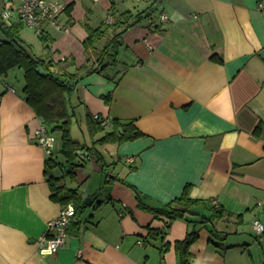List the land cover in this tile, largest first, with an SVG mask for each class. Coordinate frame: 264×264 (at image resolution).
Wrapping results in <instances>:
<instances>
[{"label":"crops","instance_id":"obj_1","mask_svg":"<svg viewBox=\"0 0 264 264\" xmlns=\"http://www.w3.org/2000/svg\"><path fill=\"white\" fill-rule=\"evenodd\" d=\"M64 1L60 21L70 31L46 30L49 51L30 30L31 37L20 31L19 36L34 56L70 59L76 68L86 59L89 28L101 27L108 14H136L151 5ZM153 8L157 17L140 20L120 36L116 66L81 77L69 94L71 134L76 113L82 132V140L72 139L99 153L102 162L85 153L75 178L62 182L92 202L75 216L56 253L40 246L62 207L50 198L48 156L36 143L40 119L25 102L24 83L15 85L8 73L0 76V264H179L174 244L192 231L198 239L189 247L190 264H264V233L257 237L252 227L255 220L264 225V0H162ZM161 14L167 22L159 20ZM111 36L110 30L106 39ZM88 115L131 121L143 136L97 142L104 133L90 135ZM55 137L52 157L59 166L52 174L61 178L64 159ZM85 162L98 174L94 183ZM67 179L78 188L67 187ZM186 185L191 198L216 201L233 216L205 224L195 223L196 216L191 223L172 222L163 253L159 241L142 243L148 227L162 229L164 222L140 209L136 194L157 208L179 197ZM198 212L210 216L208 210ZM211 229L225 239L212 244Z\"/></svg>","mask_w":264,"mask_h":264},{"label":"trees","instance_id":"obj_2","mask_svg":"<svg viewBox=\"0 0 264 264\" xmlns=\"http://www.w3.org/2000/svg\"><path fill=\"white\" fill-rule=\"evenodd\" d=\"M162 0H153L151 5L145 10L136 14L126 11L116 15V21L112 25L103 24L96 29H88V36L83 42L85 53V62L80 67H75L72 60L63 59L53 62L50 58H40L33 55L31 48L19 36L20 23H13L10 26L0 22V30L5 39L0 41V76H5L10 70L20 69L23 72L24 87L23 94L26 104L34 111L40 122L46 126L50 133L57 136L61 141L60 155L64 163L60 165L65 175L61 178L53 176L52 171L59 166L53 159V154L46 158V170L48 184L51 194V200L66 206L72 204L76 209V215L81 213L85 207L82 198L76 189L66 188L62 182L66 177L73 180L75 178L74 170L81 167L77 162L85 153L92 154L90 148L80 145L71 137V124L73 115L69 111V94L73 90L78 79L91 73H102L116 66V51L120 45V36L131 27L135 26L140 20L153 15L156 4ZM112 31L110 39L108 33ZM44 44L45 49L49 51V38L39 37ZM106 39V40H105ZM105 40V41H104ZM42 67L45 75H40L36 69ZM75 68L70 72L69 68ZM115 72L114 76L119 75ZM106 77L109 76L106 73ZM106 102L110 101V96L104 97ZM90 135L100 132L104 136L97 142L100 143H124L133 141L143 136L136 129L133 122H121L117 119L111 121L109 131H105L98 123L88 115ZM80 153V154H78ZM94 153V152H93ZM98 162H102L99 153L92 154ZM84 160V159H82ZM104 164V163H103ZM102 164V165H103ZM105 166V164H104ZM109 181L118 180L115 177L108 176ZM138 207L151 213L155 219L162 220L164 225L162 229L147 228V235L143 237L142 243L158 242L161 252H165L170 244L163 239L170 228L172 222L176 220L188 221L190 217H199L195 223L205 224L217 220H228L233 215L214 206L212 202L198 200L190 197V185H186L181 195L166 205L157 208H151L146 205L136 194ZM205 209L210 212L209 217L201 215L198 210ZM239 222L240 216L235 217ZM188 223H191L188 221ZM210 242L214 245L224 240V236L215 229L210 230ZM223 237V238H222ZM198 239L196 231L189 232L185 239L174 244L178 254L179 264H190L191 254L189 247Z\"/></svg>","mask_w":264,"mask_h":264},{"label":"built area","instance_id":"obj_3","mask_svg":"<svg viewBox=\"0 0 264 264\" xmlns=\"http://www.w3.org/2000/svg\"><path fill=\"white\" fill-rule=\"evenodd\" d=\"M153 0H135L136 3L152 2ZM4 7L0 10V19L6 25L20 23L30 30L36 36H44L46 30L52 29L58 32L68 33L70 28L64 26L60 19L67 9V3L64 0H2ZM116 15L108 14L105 24L112 25L116 21ZM161 22H167L168 16L161 14L159 16ZM6 86V85H5ZM10 91L12 88L6 86ZM93 119L101 128H110L111 121L94 115ZM35 139L37 145L42 147L47 156L53 154L56 146V137L50 133L49 129L40 122L39 128L35 131ZM134 159L129 157L127 163H133ZM217 206L216 201H212ZM260 205V203H258ZM76 216V209L72 204L61 207L56 218L47 224L44 239L40 246H46L52 253H56L66 244V234L69 226ZM254 233L257 237L264 233V225L255 220L252 223ZM141 244V242H138Z\"/></svg>","mask_w":264,"mask_h":264},{"label":"rangeland","instance_id":"obj_4","mask_svg":"<svg viewBox=\"0 0 264 264\" xmlns=\"http://www.w3.org/2000/svg\"><path fill=\"white\" fill-rule=\"evenodd\" d=\"M157 16H158V10L155 9L154 12H153V17H157ZM19 31H20V34L23 35L26 38H28L29 36L30 37L32 36V34L29 32V30H27L24 26L23 27H20V30ZM0 36H1V34H0ZM6 77L7 78L9 77L15 85L18 82L19 83H24L23 72L21 70L17 69V68L16 69H13V70H10L8 72V74H7ZM6 77H4V78H6ZM75 118H76V121L75 120L73 121L72 134H71V136L75 140H82V132H81V127H80V124H81L80 116H78V114L76 113L75 114ZM106 160H108V157H107ZM83 168L86 169L85 172H88L89 171L90 174L94 173L91 170L92 167H91L90 162H85ZM104 172H106V169L104 170ZM107 174H112V168H110L109 172L107 171ZM96 175H98V174L94 173L93 180H92L93 183L96 182V179H97V176ZM67 181H66L67 182V187H75V188H78V185L76 184V182L71 183V181H69V179H67ZM79 188H80V190L82 192V187H79ZM85 198H90V197L86 196Z\"/></svg>","mask_w":264,"mask_h":264},{"label":"water","instance_id":"obj_5","mask_svg":"<svg viewBox=\"0 0 264 264\" xmlns=\"http://www.w3.org/2000/svg\"><path fill=\"white\" fill-rule=\"evenodd\" d=\"M36 71L42 76L45 75V71H44V69L42 67H38L36 69ZM78 154H80V153H78ZM84 202H85V205L89 206L91 204V202H92V199L91 198H85Z\"/></svg>","mask_w":264,"mask_h":264}]
</instances>
